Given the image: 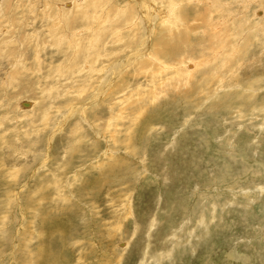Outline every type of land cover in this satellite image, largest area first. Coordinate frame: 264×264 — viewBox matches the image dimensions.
I'll list each match as a JSON object with an SVG mask.
<instances>
[{
	"label": "rangeland",
	"instance_id": "1",
	"mask_svg": "<svg viewBox=\"0 0 264 264\" xmlns=\"http://www.w3.org/2000/svg\"><path fill=\"white\" fill-rule=\"evenodd\" d=\"M50 1L0 0V264H264V0Z\"/></svg>",
	"mask_w": 264,
	"mask_h": 264
},
{
	"label": "bare ground",
	"instance_id": "2",
	"mask_svg": "<svg viewBox=\"0 0 264 264\" xmlns=\"http://www.w3.org/2000/svg\"><path fill=\"white\" fill-rule=\"evenodd\" d=\"M74 2H71V4H69V2H68V4H69V6H71V5H74L73 7H80V9L82 10V12H80V10H79V12L80 13H78L79 14V17L81 18L80 20H84V21H86L87 19H90V18H92L93 19V21H97L98 19H97V14H96V12L97 11H100L102 8L101 7H103L102 6V2H100V1H98V0H85L84 2H83V0H73ZM102 1V0H101ZM170 1H172V0H170ZM50 2H52V0L50 1ZM54 3V2H53ZM52 3V4H53ZM46 4V3H45ZM56 6V5H55ZM65 6V5H64ZM45 7V6H44ZM47 7V6H46ZM52 8H53V5H52ZM52 8H51V11H52ZM90 9H93L94 11H92V15L90 14ZM53 10H55L54 8H53ZM62 10V9H61ZM71 10H72V8L71 7H67V8H65V9H63L62 10V12H71ZM77 10V9H76ZM102 10H104V9H102ZM106 10V9H105ZM57 11H58V9H57ZM122 10H120L119 11V9L117 10H114V17L113 18H115V20H113L112 18H111V11H109L108 13H107V19L109 20V21H111L112 23H109V24H106V25H104V26H102L103 27V29L107 32V33H119V26L118 25H116V22H117V20L118 19H121L122 18V12H121ZM60 12V11H59ZM61 12V13H62ZM78 11H76V13H77ZM94 12H95V14H94ZM107 12V11H106ZM263 12V11H262ZM53 13V12H52ZM61 13H58L57 12V16H59V15H61ZM98 13V12H97ZM101 13V12H100ZM100 13H98V14H100ZM113 13V12H112ZM63 14V13H62ZM106 14V13H105ZM46 16H47V14H45ZM48 15H50V14H48ZM74 15H76V14H74ZM111 15V16H110ZM154 15V14H153ZM43 16H44V14H43ZM54 16H55V14H54ZM53 16V17H54ZM63 16V15H62ZM71 16H73L72 14H71ZM105 16V15H104ZM60 17V16H59ZM68 17V16H67ZM67 17H65V20H66V18ZM76 17H77V15H76ZM99 17V16H98ZM134 17V16H133ZM132 17V18H133ZM136 17V16H135ZM49 18V17H48ZM61 19H62V17H60ZM72 18V17H71ZM103 18V17H102ZM51 18H49L48 20H50ZM52 19H55V18H52ZM73 19V18H72ZM76 18H74V20H75ZM79 19V18H78ZM101 19V18H100ZM260 19V18H259ZM68 20V19H67ZM77 20V19H76ZM127 20V19H126ZM165 20V19H164ZM64 20L62 19V22H63ZM88 21V20H87ZM132 21V20H131ZM56 22H57V20H56ZM60 21L58 20V23H59ZM186 22V21H185ZM63 23H65V22H63ZM71 23V22H70ZM69 23V24H70ZM79 23H80V21H79ZM87 23V22H86ZM95 23H97V22H95ZM102 23H104V22H101V24ZM176 23V22H175ZM187 24V23H186ZM56 25H57V23H56ZM59 25H61V24H59ZM66 25L68 26V24L66 23ZM91 25H93V23H91L90 22V26ZM97 25V24H96ZM131 25H134L133 23L131 24ZM94 26V25H93ZM122 26V25H121ZM64 27V26H63ZM73 27H74V24H73ZM87 27V26H86ZM100 27V26H99ZM116 27V29H115V31H113L114 30V28ZM132 27H134V26H132ZM131 27V28H132ZM249 27V25L246 27V26H244L243 25V28H244V30L246 31V32H248L249 30H251L250 29V27ZM66 28V27H65ZM82 28H83V26H82ZM85 28V27H84ZM83 28V29H84ZM88 28H90V27H88ZM149 28V27H148ZM54 29L55 30H58L57 29V27H54ZM82 29V30H83ZM150 29V28H149ZM60 30V29H59ZM58 30V31H59ZM58 31H55L56 33L58 32ZM104 31V32H105ZM111 31V32H110ZM213 31V30H212ZM219 31V30H218ZM229 31V30H228ZM61 33L63 32V31H60ZM76 32V31H75ZM136 32V31H135ZM168 32V31H167ZM222 32V31H221ZM59 33V32H58ZM84 33H85V30H84ZM89 34H91L90 32H88ZM96 33H98L97 35H99V34H101V32L99 31V30H97V28H96ZM212 33V32H211ZM214 33V32H213ZM77 34V33H76ZM124 34H125V32H124ZM168 34V33H167ZM172 34H173V31H172ZM55 35V34H54ZM53 35V36H54ZM65 35H67V34H65ZM136 35V34H135ZM218 35V34H217ZM227 35V34H226ZM63 36H64V34H63ZM78 36V35H77ZM93 36V35H92ZM100 36H102V35H100ZM122 36V35H121ZM149 36H150V34H149ZM167 36V35H166ZM165 36V37H166ZM59 37V36H58ZM67 37V36H66ZM71 37H72V35H71ZM105 37V36H104ZM107 37V36H106ZM118 37V36H117ZM62 38V37H61ZM100 38V37H99ZM114 38V37H113ZM122 38V37H121ZM121 38H120V40H121ZM57 39H60V38H57ZM63 39V38H62ZM69 39V38H68ZM87 39H88V37H87ZM101 39V38H100ZM100 39H98V40H100ZM128 39V38H127ZM220 39V38H219ZM224 39V38H223ZM222 39V40H223ZM95 40H97V39H95ZM104 40H105V38H104ZM107 40V39H106ZM123 40V39H122ZM121 40V41H122ZM125 40V39H124ZM160 40V39H159ZM163 40H164V38H162L160 41H158L157 43H156V46H157V44H162L163 43ZM170 40V39H169ZM173 40V39H172ZM53 41V40H52ZM54 41H55V39H54ZM101 41H103V40H101ZM100 41V42H101ZM166 41V40H165ZM175 41V40H174ZM60 42V41H59ZM88 42V41H87ZM92 42H93V39H92ZM127 42V41H126ZM146 42V41H145ZM217 42V41H216ZM38 43V42H37ZM55 43V42H54ZM57 43V42H56ZM89 43H90V41H89ZM107 43V42H106ZM165 43V42H164ZM77 44V43H76ZM88 44V43H87ZM121 44V43H120ZM123 44V43H122ZM121 44V45H122ZM153 44V43H152ZM154 44H155V42H154ZM153 44V45H154ZM174 44V43H173ZM79 45V44H78ZM97 45H98V42H97ZM99 45H101V44H99ZM129 45V44H128ZM149 45V44H148ZM151 45V44H150ZM163 45V44H162ZM226 45V44H225ZM88 46V45H87ZM91 46V45H90ZM125 46V45H124ZM126 46H127V44H126ZM155 46V45H154ZM155 46V47H156ZM160 46V45H159ZM164 46V45H163ZM86 47V46H85ZM97 47V46H96ZM137 47V46H136ZM148 47V46H147ZM165 47V46H164ZM170 47V46H169ZM173 47V46H172ZM175 47V46H174ZM177 47V46H176ZM79 48H81V47H79L78 46V51H80L81 49H79ZM95 48V47H94ZM98 48V47H97ZM119 48V47H118ZM128 48V47H127ZM130 48V47H129ZM160 48L161 47H156V51H158V50H160ZM168 48V47H167ZM226 48V47H225ZM77 49V48H76ZM75 49V50H76ZM117 49V48H116ZM140 49H141V47H140ZM147 49V48H146ZM150 49V48H149ZM152 49V48H151ZM150 49V50H151ZM166 49V48H165ZM173 49V48H172ZM83 50V49H82ZM102 50H104V48L102 49ZM154 50V49H153ZM176 50V49H175ZM219 50V49H218ZM225 50V49H224ZM78 51H77V53H78ZM87 51V50H86ZM133 51V50H132ZM174 51V50H173ZM236 51V53L238 54L239 52H240V50H238V48H236V47H233V49H232V52H235ZM105 52V50L102 52V53H104ZM108 53H109V51H107ZM114 52V51H113ZM147 52H148V50H147ZM150 52V51H149ZM151 52H152V50H151ZM217 52H219V53H222V52H220V51H217ZM230 52H231V50H227V54H229V56L231 57V54H230ZM246 51L243 49L241 52H240V55H242V56H244V53H245ZM91 53V52H90ZM93 53V52H92ZM101 53V54H102ZM106 53V52H105ZM137 53H138V51H137ZM179 53V52H178ZM80 54H81V52H80ZM86 54V53H85ZM111 55H113L114 53H110ZM145 54V53H144ZM151 54V53H150ZM149 54V55H150ZM154 54H155V52H154ZM91 55H93V54H91ZM100 55V54H99ZM121 55V54H120ZM142 55V54H141ZM148 55V54H147ZM146 55V56H147ZM87 56H88V54H87ZM86 56V58H88V57H91L90 55L87 57ZM139 56V55H138ZM145 56V55H144ZM153 56V55H152ZM156 58H162L163 57V55H158L157 53L154 55ZM219 55H217V57H218ZM224 56V55H223ZM223 56H221V57H223ZM232 56H234V55H232ZM74 57V56H73ZM93 57H94V55H93ZM96 57V61L95 62H97L98 61V59H97V56H95ZM94 57V58H95ZM102 57V56H101ZM103 57H104V54H103ZM149 57H151V56H149ZM216 57V56H215ZM215 57H214V59H215ZM220 57V56H219ZM218 57V58H219ZM75 58V57H74ZM85 58V59H86ZM105 58V57H104ZM133 58V57H132ZM148 58V57H147ZM153 58V57H152ZM217 58V59H218ZM224 58V57H223ZM223 58H220L218 61L220 62H224L226 59H223ZM226 58H227V56H226ZM90 59H92V57L90 58ZM115 59V58H114ZM145 59H146V57H145ZM21 60V59H20ZM93 60V59H92ZM105 60H107V58L105 59ZM139 60V59H138ZM147 60V59H146ZM153 60H155V59H153ZM228 60H229V58H228ZM84 61V60H83ZM128 61V60H127ZM152 61V60H151ZM156 61V60H155ZM89 62H90V60H89ZM95 62H92V64H94ZM107 62V61H106ZM138 62V61H137ZM143 62V61H142ZM152 62H154V61H152ZM229 62V61H228ZM234 61H232V62H230V64H231V68H230V70H229V68H228V70H229V72L231 71V69H232V64H234L233 63ZM72 63H73V61H72ZM75 63V62H74ZM73 63V64H74ZM78 63V62H77ZM77 63L75 64V65H77ZM145 63H146V61H145ZM145 63H143V65L145 64ZM218 63V62H217ZM71 64V63H70ZM91 64V65H92ZM97 64V63H96ZM109 64V63H108ZM159 64V63H158ZM158 64H156V65H158ZM161 64V63H160ZM223 64V63H222ZM230 64L228 65V66H230ZM88 66L90 65V64H87ZM95 65V64H94ZM107 65V64H106ZM111 65V64H110ZM162 65V64H161ZM72 65H70V67H71ZM84 66V65H83ZM93 66V65H92ZM91 66V67H92ZM142 66V65H141ZM145 66V65H144ZM143 66V67H144ZM154 66V65H153ZM159 66V65H158ZM163 67L162 68H164L165 67V65H162ZM218 66V68H220L219 67V63L218 64H216V67ZM221 66V65H220ZM234 66H236V65H234ZM233 66V67H234ZM240 66V65H239ZM101 67V66H100ZM107 67V66H106ZM105 67V68H106ZM112 67V66H111ZM156 67V66H155ZM166 67H167V65H166ZM206 67V66H205ZM222 67V66H221ZM89 68V67H88ZM93 68V67H92ZM112 68H114V67H112ZM140 68V67H139ZM150 68V67H149ZM154 68V67H153ZM160 68H161V66H160ZM161 68V69H162ZM192 68H194V67H192ZM213 68V67H212ZM225 68V67H224ZM67 69H69V68H67ZM96 69H98V68H95V70ZM141 69V68H140ZM143 69V68H142ZM152 69V68H151ZM168 69V68H167ZM222 69V68H221ZM226 69V68H225ZM37 70V69H36ZM99 70H100V68H99ZM102 70H105V69H102ZM163 70V69H162ZM174 70V69H173ZM223 70V69H222ZM235 70H236V67H235ZM50 71V70H49ZM85 71V70H84ZM90 71V70H89ZM93 71H94V68H93ZM97 71V70H96ZM95 71V72H96ZM112 71V70H111ZM164 71V70H163ZM162 71V72H163ZM209 71H211V69L209 70ZM213 71V70H212ZM226 71V70H225ZM103 72V71H102ZM101 72V73H102ZM144 72V71H143ZM155 72L156 71H154L153 72V74L152 75H155ZM221 72H223L224 73V71H221ZM98 73V72H97ZM103 73H105V72H103ZM209 74H210V76L208 77V80H210L211 78H212V73L211 72H208ZM215 73V72H214ZM59 74V73H58ZM85 74H88V73H85ZM107 74V73H106ZM111 74V73H110ZM114 74V73H113ZM118 74V73H117ZM147 74H148V72H147ZM226 74V73H225ZM102 75V74H101ZM149 75V74H148ZM191 75V74H190ZM118 76V75H117ZM222 76H224V74L223 75H221V74H219V73H217L216 75H215V78H217V80H218V83H221V82H224L223 81V79L221 78ZM112 78V77H111ZM235 78L238 80L239 78H238V76H236V73H235ZM149 79L151 80V81H155L154 79V77L152 76V77H150L149 76ZM177 79V78H176ZM95 80V79H94ZM113 80V79H112ZM116 80V79H115ZM115 80H113V81H115ZM117 81V80H116ZM180 81V79H178L177 80V82H179ZM187 82H188V80H187ZM111 83H113V82H111ZM108 84V83H107ZM215 84H217V83H215ZM114 85V84H113ZM118 85V84H117ZM114 86H116V85H114ZM110 87H112V86H110ZM109 87V88H110ZM53 88L54 87H52L51 88V90H53ZM57 88V87H56ZM116 88V89H115ZM114 89H115V94L118 92V91H121L122 89H121V87L119 88V86H117V87H115ZM55 89V88H54ZM57 90V89H56ZM109 90H111V88L109 89ZM107 91V90H106ZM113 92H114V90H112ZM111 91V92H112ZM49 92V91H48ZM51 92V91H50ZM53 92H54V90H53ZM98 92V91H97ZM99 92H101V91H99ZM105 92V91H104ZM96 93V92H95ZM139 93H141V92H139ZM49 94V93H48ZM51 94H52V92H51ZM101 94V93H100ZM99 94V95H100ZM131 93H129V95H130ZM97 95V94H96ZM126 96V95H125ZM55 97H57L56 95H55ZM127 98H129V97H127ZM96 100V99H95ZM125 100V99H124ZM130 100H132V97H131V99ZM82 106V105H81ZM70 108V107H69ZM47 110V109H46ZM83 112V111H82ZM103 113V112H102ZM48 114V113H47ZM46 113H45V117H46V119H48V115H47ZM45 117H43V121H45ZM95 118V117H94ZM109 120H110V118H109ZM108 122V125H112V123L111 122H109V121H107ZM114 135V134H113ZM50 143V142H49ZM78 151V150H77Z\"/></svg>",
	"mask_w": 264,
	"mask_h": 264
}]
</instances>
